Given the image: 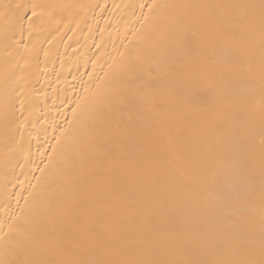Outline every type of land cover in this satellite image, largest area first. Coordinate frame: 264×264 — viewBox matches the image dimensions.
Masks as SVG:
<instances>
[{
  "label": "bare ground",
  "instance_id": "6f19581e",
  "mask_svg": "<svg viewBox=\"0 0 264 264\" xmlns=\"http://www.w3.org/2000/svg\"><path fill=\"white\" fill-rule=\"evenodd\" d=\"M0 264H264V0H0Z\"/></svg>",
  "mask_w": 264,
  "mask_h": 264
}]
</instances>
